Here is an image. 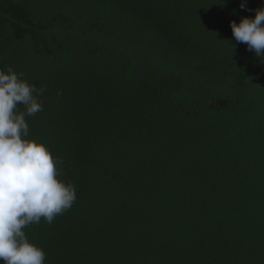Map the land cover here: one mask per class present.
Listing matches in <instances>:
<instances>
[{"label": "trees", "instance_id": "16d2710c", "mask_svg": "<svg viewBox=\"0 0 264 264\" xmlns=\"http://www.w3.org/2000/svg\"><path fill=\"white\" fill-rule=\"evenodd\" d=\"M220 3L0 0V69L46 87L29 138L76 187L25 229L45 264H264V62L229 26L264 0Z\"/></svg>", "mask_w": 264, "mask_h": 264}, {"label": "clouds", "instance_id": "9594fccd", "mask_svg": "<svg viewBox=\"0 0 264 264\" xmlns=\"http://www.w3.org/2000/svg\"><path fill=\"white\" fill-rule=\"evenodd\" d=\"M225 0H221L223 4ZM239 7L248 11L246 0ZM251 18L229 21L232 37L264 62V4ZM46 87L29 82L22 72L0 69V262L45 264L44 249L25 232L41 220L51 225L77 199L76 187L62 180L63 158L29 138L27 118L44 110ZM62 95V93H58Z\"/></svg>", "mask_w": 264, "mask_h": 264}]
</instances>
